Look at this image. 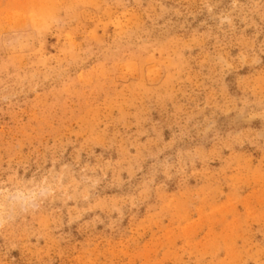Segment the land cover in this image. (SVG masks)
<instances>
[{"label":"rangeland","instance_id":"obj_1","mask_svg":"<svg viewBox=\"0 0 264 264\" xmlns=\"http://www.w3.org/2000/svg\"><path fill=\"white\" fill-rule=\"evenodd\" d=\"M0 264H264V0H0Z\"/></svg>","mask_w":264,"mask_h":264}]
</instances>
